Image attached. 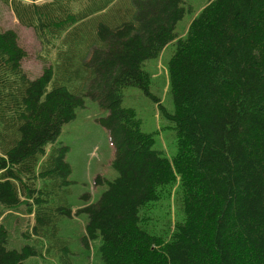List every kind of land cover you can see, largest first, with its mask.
<instances>
[{
  "label": "trees",
  "instance_id": "trees-1",
  "mask_svg": "<svg viewBox=\"0 0 264 264\" xmlns=\"http://www.w3.org/2000/svg\"><path fill=\"white\" fill-rule=\"evenodd\" d=\"M2 1L35 31L46 56L32 79L17 33L0 28V203L26 204L41 236L50 226L57 231L62 216L87 214L83 241L101 238L103 264H264V0H210L183 37L176 27L190 10L186 0ZM93 16L100 18L95 32L86 27ZM174 41L168 113L144 64ZM73 63L86 70V90L49 89L61 72H75ZM129 86L174 122L173 158L155 149L136 110L123 106ZM86 97L108 110L98 122L115 147L118 176L98 175L95 185L107 189L74 211L57 193L71 183L69 147L53 143ZM175 184L182 216L158 233L150 206ZM7 241L0 221V264L38 254L31 246L9 249Z\"/></svg>",
  "mask_w": 264,
  "mask_h": 264
},
{
  "label": "rangeland",
  "instance_id": "rangeland-1",
  "mask_svg": "<svg viewBox=\"0 0 264 264\" xmlns=\"http://www.w3.org/2000/svg\"><path fill=\"white\" fill-rule=\"evenodd\" d=\"M209 1H185L184 6L190 10L177 24L176 33L179 37L186 35L194 17ZM104 17L107 22V15ZM98 21L100 18L93 16L87 20L86 27L89 30L92 28L95 32ZM0 28L13 29L17 33L19 43L28 52V57L23 61L24 69L32 79L40 76L44 68L40 55L46 56L42 45L35 31L21 25L12 8L2 0H0ZM176 47V41L169 43L159 58L149 59L144 64V69L152 76L151 91L161 100L168 113L174 112V103L169 88L167 68ZM70 69H74L75 72L73 74H69V70L66 71L67 73L61 72V76L50 83L49 89L59 84L83 93L88 86V81L85 80L86 70L80 73L76 63H73ZM68 75L74 78H69ZM123 106L136 110L138 118L142 121L143 130L154 136L155 149L163 151L169 158L177 154L178 137L175 124L163 115L153 99L146 96L140 88L129 86L123 90ZM106 115L108 110L102 108L95 100L86 97L85 107L77 110L76 119L63 125L59 137L53 143L54 146L69 147L66 161L72 167L69 175L71 183L58 187L57 193L60 198H66L74 211L85 204L98 201L107 189L106 183L95 185L98 175L107 180H113L118 176L112 165L115 147L111 142L109 131L98 122L99 118ZM177 190L178 184L173 187L167 186L161 200L152 203V206L149 205L150 214L155 213L157 217L152 220L151 225L156 224L158 233L164 232L168 221L179 220L182 216ZM86 193L90 194L89 201L83 198ZM0 221L8 231L6 245L9 249L22 250L25 246L37 249L38 254L26 259L25 264H62L63 261L68 264H103L100 251L101 238L90 240L89 246L83 241L88 221L85 213L60 217L56 222L58 230L55 231L50 226L45 236L34 233V214L28 211L26 204H21L15 209H7L0 203Z\"/></svg>",
  "mask_w": 264,
  "mask_h": 264
},
{
  "label": "bare ground",
  "instance_id": "bare-ground-1",
  "mask_svg": "<svg viewBox=\"0 0 264 264\" xmlns=\"http://www.w3.org/2000/svg\"><path fill=\"white\" fill-rule=\"evenodd\" d=\"M189 32V31H188ZM191 37V36H190ZM193 40V39H192ZM83 95V94H82ZM57 97V96H56ZM11 110V109H10ZM16 113V112H15ZM43 166V165H42ZM43 169V168H42ZM168 173V172H167ZM180 173V172H179ZM48 174H50V173H48ZM183 174H185V173H183ZM169 176V175H168ZM185 176H187V175H185ZM173 179V178H172ZM227 235V234H226ZM228 236V235H227ZM49 248V247H48Z\"/></svg>",
  "mask_w": 264,
  "mask_h": 264
}]
</instances>
